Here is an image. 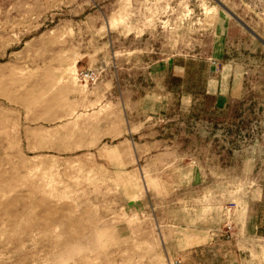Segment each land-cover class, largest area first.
I'll list each match as a JSON object with an SVG mask.
<instances>
[{
	"label": "rangeland",
	"instance_id": "374dc122",
	"mask_svg": "<svg viewBox=\"0 0 264 264\" xmlns=\"http://www.w3.org/2000/svg\"><path fill=\"white\" fill-rule=\"evenodd\" d=\"M0 264H264V0H0Z\"/></svg>",
	"mask_w": 264,
	"mask_h": 264
},
{
	"label": "built area",
	"instance_id": "2783aa9c",
	"mask_svg": "<svg viewBox=\"0 0 264 264\" xmlns=\"http://www.w3.org/2000/svg\"><path fill=\"white\" fill-rule=\"evenodd\" d=\"M92 76L90 75V74H84V79H86V80H90V79H92L91 78Z\"/></svg>",
	"mask_w": 264,
	"mask_h": 264
}]
</instances>
